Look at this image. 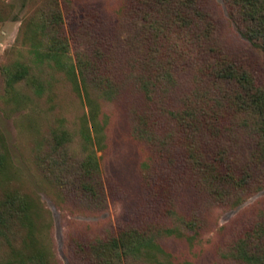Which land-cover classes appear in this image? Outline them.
I'll return each instance as SVG.
<instances>
[{
	"label": "rangeland",
	"instance_id": "rangeland-1",
	"mask_svg": "<svg viewBox=\"0 0 264 264\" xmlns=\"http://www.w3.org/2000/svg\"><path fill=\"white\" fill-rule=\"evenodd\" d=\"M56 1L70 42L69 53L73 55L76 47H81L92 59L100 54L98 68L118 74L120 81L113 99L101 98L100 92L91 89L98 115L105 121L98 140L103 148L95 150L103 198L97 208L93 207L72 175L57 169L62 162L73 165L80 161L90 149L78 132L81 117L89 116L85 97L76 94L57 68L45 67L41 73L53 86L51 99L47 92L35 94L23 81L14 87V95L0 71V136L9 154L0 173V197L5 191L23 193L29 202L32 223L25 231L28 239H18L13 247L0 235V264L16 260L26 264H95L89 248L94 239L145 226H177L188 234L184 219L195 220L194 238L188 239L185 233L157 235L165 251L158 260L167 264H231L227 255L230 246L264 211V160L257 158L256 136L249 126L240 127L237 119L217 133L195 138L183 135L179 142L181 134L170 124L169 131L163 132L167 134V160L155 162L153 148L151 151L150 145L130 133L132 112L141 109L145 100L132 75L139 71L136 60L144 47L132 15L125 9L128 0ZM51 2L0 0L4 7L0 15V70L12 67L16 61L32 62L34 56L29 48L35 38L29 20ZM199 2L212 22L210 44L215 51L241 66L264 90V51L241 35L229 14L227 0ZM169 34L177 41L174 32ZM164 50L159 47L160 56L166 53ZM189 68L184 57L169 69L176 73L177 83L171 89L165 82L158 85L154 91L155 108L180 103L193 87ZM37 69L34 71L39 74ZM62 132H67L69 141L55 145L53 134ZM189 139L204 160H220L219 170L228 168L243 176L242 185L230 186L228 193H213V187L206 186L186 161ZM146 149H150L153 159L143 173L139 162Z\"/></svg>",
	"mask_w": 264,
	"mask_h": 264
},
{
	"label": "trees",
	"instance_id": "trees-1",
	"mask_svg": "<svg viewBox=\"0 0 264 264\" xmlns=\"http://www.w3.org/2000/svg\"><path fill=\"white\" fill-rule=\"evenodd\" d=\"M199 1L128 0L129 6L125 9L132 15L134 29L144 47L136 60L139 71L132 75L135 84L143 91L145 100L141 109L132 112L130 133L134 138L144 141L145 145H150L151 151L153 148L154 161L158 162L167 160L169 148L165 137L167 134L164 133L169 131L170 124L174 131L181 134L178 137L180 142L183 135L195 138L204 133L214 134L227 127V123L234 124L238 119L240 127L249 126L256 136V155L264 160V90L241 66L215 51L210 44L212 22ZM227 2L229 14L235 19L241 35L264 51V0ZM3 9L0 5V15ZM29 26L35 38L31 40L29 48L34 59L30 64V59L26 62L16 61L12 67L5 66L0 71L5 76L9 90H14L23 81L33 88L35 94L42 96L47 92L51 99L54 96L53 86L41 73L45 67L57 68L63 72L76 94L80 98L82 95L85 97L89 116L81 117L82 126L78 132L90 144V149L80 161L67 166L62 162L57 169L61 174L67 172L72 175L80 191L97 208L103 198V185L95 150L103 148L98 140L105 121L102 116L100 118V113L98 115L91 89L100 92L101 98L113 99L120 84L118 74L98 68L97 63L102 57L100 54L96 57L93 55L92 59L81 47H76L73 55L69 53L70 42L56 0L40 9L37 16L30 18ZM170 32H174L173 38L177 41L171 38ZM160 46L166 51L163 54L166 62L162 61L164 57L158 53ZM184 57L190 66L193 87L184 94L179 104L166 103L155 108V89L163 82L170 89L176 85V73L169 69ZM36 67L39 68V74L34 71ZM154 108L156 111L153 112ZM53 135L58 146L70 139L67 132ZM195 149L194 142L189 139L185 147L186 161L200 174L206 186L213 187V193L219 194L218 190L228 193L230 186L237 188L242 185L245 180L243 176L234 174L228 168L219 170L220 160H204ZM8 155L7 145L0 136V173L8 163ZM151 155L150 149H146L139 162L143 173L149 168V161L153 159ZM29 212L28 199L20 191H5L0 197V235L4 236L9 246L13 247L18 239L20 242L25 239V231L32 226ZM184 224L189 232H184L185 237L194 238L195 220L184 219ZM184 233L177 226L127 228L113 236L94 239L89 248L95 264H132L130 261L167 264L158 260V255L165 254V251L158 244L157 235L183 236ZM227 255L231 264H264V211L248 230L235 239ZM11 264L26 263L16 260Z\"/></svg>",
	"mask_w": 264,
	"mask_h": 264
}]
</instances>
